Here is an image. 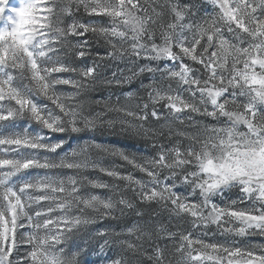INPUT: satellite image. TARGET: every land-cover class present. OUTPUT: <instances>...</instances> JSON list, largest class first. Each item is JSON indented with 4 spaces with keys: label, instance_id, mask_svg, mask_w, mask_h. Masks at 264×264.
Listing matches in <instances>:
<instances>
[{
    "label": "snow or ice",
    "instance_id": "6c2138e0",
    "mask_svg": "<svg viewBox=\"0 0 264 264\" xmlns=\"http://www.w3.org/2000/svg\"><path fill=\"white\" fill-rule=\"evenodd\" d=\"M254 236L264 0H0V264H264Z\"/></svg>",
    "mask_w": 264,
    "mask_h": 264
},
{
    "label": "rangeland",
    "instance_id": "374dc122",
    "mask_svg": "<svg viewBox=\"0 0 264 264\" xmlns=\"http://www.w3.org/2000/svg\"><path fill=\"white\" fill-rule=\"evenodd\" d=\"M14 2H16V0H14ZM208 7L210 8L211 6L208 5ZM102 51V49H101ZM120 67H123V65L121 64ZM117 67L115 64H109L106 68L103 69V74L105 76L110 77L111 76V72L112 71H116ZM121 91V89H117L115 87L111 88V89H102L100 91L94 92L92 93V98L96 99V98H100V97H107L109 95L110 92H113L115 94H119V92ZM115 97H113L114 99ZM91 136H94L95 139L103 144H113V145H119L122 147L127 148L130 151H138V152H145L147 151V146L145 145V143L142 140H136V139H130V138H126L123 135H116V134H112L109 132H96L93 134H90ZM85 139L89 138V137H84ZM123 170H127V169H122ZM137 175L139 176L140 174L137 173ZM226 196L228 195L227 193L225 194ZM116 222L113 221H101L100 223H98L95 227H105L109 224H115ZM213 228H215V226H212ZM215 238H219L222 239V237H220L219 235H217V237ZM240 239H244L245 243L248 242L249 240L252 243H264V237H260V236H254V237H249V238H240ZM91 259H95L94 257H92Z\"/></svg>",
    "mask_w": 264,
    "mask_h": 264
}]
</instances>
